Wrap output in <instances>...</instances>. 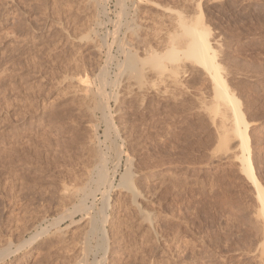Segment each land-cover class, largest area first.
<instances>
[{"label": "rangeland", "instance_id": "1", "mask_svg": "<svg viewBox=\"0 0 264 264\" xmlns=\"http://www.w3.org/2000/svg\"><path fill=\"white\" fill-rule=\"evenodd\" d=\"M99 1L94 12L83 5L85 0H0V253L11 254L0 264H264V225L255 188L241 171L239 141L233 138L228 150L220 151L217 129L196 100L201 95L210 102L214 95L205 72L190 67L174 75L183 88L167 81L172 77L166 73L170 77L161 88L173 97L157 90L137 92L133 99L120 98L118 107L111 99L110 111L121 135L111 144L116 134L106 141L99 101L92 99L94 106L79 86V79L86 78L96 94L103 70L109 71V80L120 79L116 69L125 57L119 41H126L127 49L136 47L142 56L147 39L156 51L162 40L167 44V34L177 32L178 14L192 23L199 20L209 30L218 61L242 103L255 173L264 187V0ZM139 15L150 21L142 16L140 21ZM128 21L153 28L142 29L146 39L141 44L140 36L141 46L128 32ZM120 86H107L106 91L125 94L126 85ZM92 105L96 111L89 110ZM159 121L166 125L163 130L158 129ZM121 144L124 150H119ZM91 147L108 154L111 177L117 152L124 154L120 172L130 157L141 193L138 203L151 221L131 203L127 191L115 187L120 174L109 206L101 192L86 200L88 213L74 208L81 193L69 203L66 189L87 186L85 176L96 163L89 153L97 150ZM103 212L107 221L101 233L93 235L90 219ZM36 233L40 237L31 244Z\"/></svg>", "mask_w": 264, "mask_h": 264}, {"label": "bare ground", "instance_id": "2", "mask_svg": "<svg viewBox=\"0 0 264 264\" xmlns=\"http://www.w3.org/2000/svg\"><path fill=\"white\" fill-rule=\"evenodd\" d=\"M83 1V0H82ZM102 1V0H101ZM104 2V1H103ZM106 2V0H105ZM118 3V1H116ZM80 3V2H79ZM84 3H86V6H88L87 8H93L94 12H95V9L97 10L101 5H100V1L99 0H85V2H83V5ZM122 3V2H121ZM81 4V3H80ZM139 4V3H137ZM118 5V4H117ZM160 6V4H158ZM157 5L158 8H162L163 6L161 5L160 7ZM136 6V5H135ZM143 6V5H142ZM155 6V5H154ZM81 7V6H80ZM104 7H106V5H104ZM85 8V7H84ZM103 8V6H102ZM129 8V7H128ZM136 8H140V7H136ZM157 8V9H158ZM160 8V9H161ZM83 9V8H82ZM87 9V11L89 10ZM132 9V8H131ZM135 9V8H134ZM137 9V11H138ZM164 10V8H162ZM81 10V9H80ZM92 10V12H93ZM102 10H105L106 12V9L103 8ZM123 10V9H122ZM126 10V9H125ZM141 10V8H140ZM146 9H144L145 11ZM149 10V9H148ZM163 10V11H164ZM168 10V9H167ZM82 11V10H81ZM130 11V9H129ZM135 12V14L138 12ZM150 11V10H149ZM159 11V10H158ZM157 11V13H159ZM162 11V10H161ZM171 11V10H170ZM169 11V12H170ZM93 12V13H94ZM99 12V11H98ZM97 12V13H98ZM155 12V11H154ZM166 12V11H164ZM163 12V13H164ZM196 12V11H195ZM89 13V11H88ZM124 13V12H123ZM145 13V12H143ZM152 13V12H151ZM161 13V14H163ZM95 14V13H94ZM142 14V13H141ZM160 14V17L163 19V18H166L168 20V15L165 16V17H162V15ZM91 12H90V17H91ZM128 16V14H126ZM130 15V14H129ZM143 15V14H142ZM142 15H139L140 17V21H141V16ZM145 15V14H144ZM159 15V14H158ZM158 15H157V19H158ZM165 14H163L164 16ZM195 15V13H194ZM94 16V15H93ZM99 17L98 14L95 15V17ZM125 16V15H124ZM134 16V14L132 15ZM146 16V15H145ZM144 16V17H145ZM77 17V16H76ZM96 17V18H97ZM151 17V16H150ZM149 17V18H150ZM159 17V18H160ZM178 23H176L174 20V22L178 25L175 24V26H178L177 28V32L175 34L174 33H170V36L169 37V34H167V37L166 38H169V40H167V44H164V42L166 43V41L163 42V44L160 42V51H156V48L153 50V47L151 49L150 47V41L147 39V41L149 42L148 43H145L149 49L147 48V46L145 47V45L143 44L144 43V40H143V37L145 38L146 36H144L145 34V31H147L149 29V27L147 26V30H145V28L143 29L139 24L140 21L136 24V23H133L132 21H128V22H131L129 24H127V28H128V32L130 31L132 33V35H135L137 38V43L138 41L139 42V45L140 43L143 44V51H142V56H139V51H134V49L136 47H129L128 49L124 47V42L126 41H123V44H122V41H119L118 43L121 42V48L120 50H122L121 52L124 54V57H125V60H122L123 62H120L118 64V69H116L118 72L120 71V73H118L119 75V78L120 79H116L114 78V80H109V76H108V72L107 70H103L101 75H100V87L98 88V91L96 94H94L93 92H91L92 90V87L90 86V82H89V85H87L88 82H86V76H84V80L81 78L79 79V86H81V90L84 94H85V97L89 100H92V99H97L99 101V103L96 105L97 106V111H101L102 112V115H103V119L104 120V124H105V131H104V136L106 138V141H108L111 137V134L114 133L116 134V136H114V140H111L110 141V144L111 142L114 143L116 142V138H119L121 135L119 134V129L116 125V122L114 121V117H113V113H111L112 111H110V103L109 101L111 99L114 100V103L115 105H119L121 102H120V98L122 97H126V98H132V97H138L137 96V92H141L145 94V92L147 91H150V90H157L160 92V94H164L165 96L167 94H169V90H164L162 89L161 87L164 86L165 84V81L167 80H173L172 82L175 83L177 86L180 85V87H182L181 83H180V80H179V77H178V80H175L177 78H173L174 75H177L180 73V72H186L189 70L190 67L194 68V69H198V70H202L203 72H205L204 74H206L208 76V78L210 79V82L212 84V89H213V92H214V95L213 97H210L212 98L210 102H208V98L206 99V97H200L199 98L197 97V101L200 103V110L202 109V111L204 112H207V115H208V118H209V121L210 123L212 124V126L214 128L217 129V133H218V143H219V150L220 151H225V150H228V147H229V144H230V141L234 138V139H237L239 141V149L241 151V154H240V157L239 158V161L241 162L242 166H241V171L247 176V179L249 181V183L255 188V191H256V194H257V198H258V202H259V215L261 217V221L264 225V187L261 185L256 173H255V168H254V164H253V161H252V149H251V144H250V137H249V127H250V124L247 122L246 120V116H245V112L243 111V107H242V103L241 101L239 100V98L237 97V95L235 94V89L232 90L231 87H230V84L228 82V79L226 77L227 74H225L223 71H224V68L222 67V65L219 63L218 61V50L216 49V47L214 46V44L211 42V40L209 39V36H210V32L209 30L201 23H199V20L196 21V22H189V20L185 19L184 17H182V15H179L178 14ZM93 18V17H92ZM106 18L108 19L107 15H106ZM126 18V17H125ZM133 18V17H132ZM138 18V15L136 17L135 15V19ZM154 18V17H153ZM170 16H169V20H170ZM176 18V16H175ZM175 18H172V19H175ZM190 18V16H189ZM100 19V18H99ZM131 19V18H130ZM142 19H143V16H142ZM146 19V18H145ZM143 19V20H145ZM160 19V20H162ZM165 19V22H167ZM192 19V18H191ZM190 19V21H191ZM194 19V18H193ZM192 19V21H193ZM81 20V19H80ZM90 20V19H89ZM94 20V19H93ZM92 20V21H93ZM111 20V19H110ZM132 20V19H131ZM134 20V19H133ZM148 21V17L146 19ZM145 20V21H146ZM159 20V21H160ZM168 20V21H169ZM84 21V20H83ZM92 21H91V24H92ZM100 21V20H99ZM113 21V20H111ZM116 21V20H115ZM114 21V22H115ZM136 21V20H135ZM150 21V20H149ZM148 21V22H149ZM159 21L157 24H159ZM164 21V20H163ZM177 21V20H176ZM108 22H110L108 20ZM127 22V23H128ZM137 22V21H136ZM144 22V21H143ZM155 22V21H153ZM94 23V22H93ZM99 23V22H98ZM113 23V22H112ZM111 23V24H112ZM126 23V22H125ZM173 22H171L172 24ZM95 24H97L95 22ZM101 24V23H99ZM114 24V23H113ZM151 24V23H150ZM156 24V23H155ZM161 24V23H160ZM103 25V24H102ZM123 25L124 22H123ZM122 25V27H123ZM163 22H162V26H163ZM100 27V25H98ZM151 26L154 27V25L152 24ZM157 26V25H156ZM161 25L159 26L158 25V29L160 27H162ZM165 26H166V23H165ZM174 26V27H175ZM92 26H90L91 28ZM121 27V28H122ZM167 27V26H166ZM169 27V26H168ZM167 27V28H168ZM171 27L173 28V26L171 25ZM114 28V27H113ZM112 28V30H113ZM170 28V29H172ZM94 29L96 28H93L92 30L94 31ZM116 29V27H115ZM126 29V28H125ZM142 29L145 30L143 31L144 34H141L142 32ZM153 29V28H152ZM151 29V30H152ZM157 29V30H158ZM161 29V28H160ZM127 30V29H126ZM150 30V29H149ZM150 30V31H151ZM154 30L155 27H154ZM163 30V29H162ZM161 30V34H162V31ZM167 29L165 28L164 31H166ZM169 30V29H168ZM173 30V31H174ZM125 31V30H124ZM171 31V30H169ZM168 31V33H169ZM127 32V31H126ZM129 32V33H130ZM154 32V31H153ZM152 32V33H153ZM97 33V32H95ZM109 33V31H108ZM128 33V34H129ZM130 33V34H131ZM118 34V33H117ZM124 34V32H123ZM127 34V35H128ZM156 34H159L156 32ZM161 34H159L158 36H160ZM174 34L176 36H174ZM107 35V34H106ZM105 35V36H106ZM109 35V34H108ZM142 35V36H141ZM153 35V34H152ZM104 36V37H105ZM112 36V34L110 35ZM118 36V35H117ZM131 37V35H129ZM142 37V41L140 40V38ZM162 36V35H161ZM166 36V35H164ZM175 39H174V37ZM98 37V36H97ZM103 39L105 40L107 38H104ZM151 37V36H149ZM155 37V36H154ZM180 37V38H179ZM99 38V37H98ZM126 37L124 36V40H130V38L127 36V38L129 39H125ZM148 38V36H147ZM157 38V37H156ZM155 38V39H156ZM160 38V37H159ZM108 39V38H107ZM106 39V40H107ZM118 39V38H117ZM120 39V38H119ZM121 39L123 40V38L121 37ZM120 39V40H121ZM146 39V38H145ZM154 39V38H153ZM163 39L162 37L160 38V40ZM116 40V38H115ZM131 40H132V37H131ZM130 40V41H131ZM152 40V39H151ZM128 41V42H130ZM134 41V39L132 40ZM146 41V42H147ZM155 41V40H154ZM104 42V41H103ZM106 42V41H105ZM104 42V43H105ZM135 42V41H134ZM152 42V41H151ZM103 43V44H104ZM117 43V44H118ZM127 43V42H126ZM135 42V45L133 46H137V44ZM108 44V43H107ZM110 44V43H109ZM116 44V43H115ZM130 44L132 45V43L130 42ZM155 44V43H154ZM158 46H159V43L157 42ZM161 44L162 45H166V47L163 46V48L161 47ZM114 45V44H113ZM129 44H127L128 46ZM129 45V46H131ZM138 45V47H139ZM120 46V45H118ZM141 46V45H140ZM152 46V45H151ZM137 47V49L139 50V48ZM155 47V46H154ZM110 49V47H108ZM117 47V51L119 49ZM141 49V48H140ZM100 51V50H99ZM141 51V50H140ZM120 55V54H119ZM108 57V56H107ZM112 57V56H111ZM117 57V56H116ZM115 57V58H116ZM120 59V58H119ZM111 60V59H110ZM80 61V60H79ZM116 61H119V60H116ZM107 62V61H106ZM109 62H112L109 61ZM109 62H108V65H109ZM86 63V62H85ZM87 66V65H86ZM105 66H107V63L105 64ZM108 67V66H107ZM107 67L105 69H107ZM78 68V67H77ZM76 68V69H77ZM81 68V67H80ZM79 69V68H78ZM83 70V69H82ZM86 70V69H85ZM84 70V71H85ZM110 70V69H109ZM75 71V70H74ZM79 71V70H78ZM76 74H78L77 72H75ZM166 73H169L171 74L170 76L172 77L171 79H166L167 78V75L168 77L169 74H166ZM83 74V73H82ZM86 74V73H85ZM166 74V76H165ZM183 74V73H182ZM79 75V74H78ZM205 75V76H206ZM88 77V76H87ZM94 77V76H93ZM99 76H97L96 78H98ZM166 77V78H165ZM122 78V80H121ZM111 79V78H110ZM166 79V80H165ZM90 81V80H89ZM166 81V82H167ZM98 82V81H97ZM171 82V83H172ZM74 83V82H73ZM78 83V82H77ZM117 83H119V87L121 88V83L126 85V88L124 90L125 94L123 93L122 95L120 93H114L112 95V93L110 92H107L106 91V87L107 86H114L116 87L117 86ZM170 83V84H171ZM71 84V83H70ZM75 84V83H74ZM73 84V85H74ZM94 84V83H93ZM98 84V83H97ZM116 84V85H115ZM167 84V83H166ZM72 85V86H73ZM76 86L78 84H75ZM90 86V87H89ZM95 86V84H94ZM124 87V86H123ZM184 87V85H183ZM182 87V88H183ZM186 87V86H185ZM163 90H161V89ZM97 89V88H96ZM114 89V88H113ZM74 90H77L76 88ZM116 90V89H115ZM156 91V92H157ZM171 91V90H170ZM92 93V94H91ZM171 93V92H170ZM11 94V93H10ZM67 94V92H66ZM79 94V93H78ZM83 94V96H84ZM94 94V96H93ZM148 94V93H146ZM145 94V95H146ZM158 94V97H159V93L157 92ZM77 95V94H76ZM143 96V94H141ZM140 95V96H141ZM161 95H160V98H161ZM170 96H172L171 94H169ZM79 96V95H78ZM82 96V95H81ZM168 96V95H167ZM166 96V97H167ZM10 97V96H9ZM80 97V96H79ZM146 97V96H145ZM164 97V96H163ZM173 97V96H172ZM209 97V96H208ZM144 98V97H143ZM169 98V96H168ZM12 99V98H11ZM79 99V98H78ZM82 99V98H81ZM133 99V98H132ZM131 99V100H132ZM142 99V98H141ZM161 99H167V98H161ZM77 100V99H76ZM135 100V99H134ZM139 100H140V97H139ZM146 100V99H145ZM94 101V100H92ZM91 101V103H92ZM97 101V102H98ZM142 101V100H141ZM144 101V100H143ZM165 101V100H164ZM8 102V101H7ZM16 103V102H15ZM94 106H95V101L93 102ZM122 104V103H121ZM144 104V103H142ZM92 105V106H93ZM94 106L92 108H89V110H93V111H96V109H93ZM15 107V106H14ZM118 107V106H117ZM24 108V107H23ZM86 109V108H85ZM158 109V108H157ZM156 109V110H157ZM17 110V109H16ZM88 110V111H89ZM113 110V109H112ZM8 111V110H7ZM86 111V110H85ZM87 111V112H88ZM93 111H89L90 113L93 114ZM14 112V111H12ZM100 112V113H101ZM118 112V111H117ZM58 113V111H57ZM161 113V112H160ZM17 114V113H16ZM89 115V113H87ZM86 114V115H87ZM95 114V113H94ZM118 113H116V115H118ZM163 114V113H162ZM8 115V114H7ZM54 115V114H53ZM67 115V114H66ZM56 116V115H55ZM70 116V115H69ZM91 116V115H90ZM96 116V115H95ZM93 117V115H92ZM8 118V117H7ZM166 118V116L164 117ZM54 119V118H53ZM69 119V118H68ZM94 119V117H93ZM92 119V120H93ZM161 119V118H160ZM78 120V119H77ZM96 120V118L94 119ZM154 120V119H151V121ZM97 121V120H96ZM101 121V120H100ZM157 121V120H156ZM165 121V120H164ZM164 121H159L158 123V129L160 130H163V126H166L164 125ZM93 122V121H92ZM99 122V121H98ZM95 123V122H94ZM93 123V124H94ZM97 123V122H96ZM80 124V123H79ZM103 124V123H102ZM103 124V125H104ZM149 124V123H148ZM156 124V123H155ZM97 125V124H96ZM147 125V124H146ZM99 126V125H98ZM98 126H95L94 124V127H98ZM93 127V126H92ZM93 127V128H94ZM154 127V126H153ZM162 128V129H161ZM167 128V127H166ZM62 129V128H61ZM66 129V128H65ZM100 129V128H99ZM79 130V129H78ZM91 130V129H90ZM95 130V128L93 129ZM157 130V128H156ZM159 130V132H160ZM98 131V130H97ZM147 131V130H146ZM164 131H165V128H164ZM167 131V130H166ZM75 132V131H74ZM85 132V131H84ZM156 132V131H155ZM163 133V132H162ZM71 134V133H70ZM91 134V133H90ZM151 134V133H150ZM152 134H155V133H152ZM151 134V135H152ZM159 134V133H157ZM92 135V134H91ZM94 135H95V132H94ZM162 135V134H161ZM163 135L165 136V134L163 133ZM162 135V136H163ZM75 136V135H74ZM158 136V135H157ZM160 136V134H159ZM91 137V136H90ZM94 137V136H92ZM163 138V137H162ZM81 139V138H80ZM89 139V138H88ZM95 139V138H94ZM160 139V138H159ZM165 139V138H164ZM59 140V139H58ZM70 140V139H69ZM72 140V139H71ZM74 140V139H73ZM72 140V141H73ZM99 143V140L96 136V139ZM76 141V140H75ZM90 141V140H89ZM122 141V140H120ZM94 142V141H93ZM109 142V141H108ZM123 142V141H122ZM70 143V142H69ZM90 143V142H89ZM117 143V142H116ZM119 143V142H118ZM165 143V142H164ZM163 143V144H164ZM167 143V142H166ZM72 144V143H71ZM86 144V143H85ZM92 144V143H91ZM97 144V143H96ZM124 144V143H123ZM123 144H121L119 147V150L122 148L123 149ZM162 144V145H163ZM74 145V144H73ZM77 145V144H76ZM89 145V144H88ZM98 145V144H97ZM97 145H94V146H97ZM116 145V144H115ZM92 146V145H91ZM93 146V147H94ZM114 146V144H113ZM117 146H119L117 144ZM116 146V147H117ZM77 147V146H76ZM86 147V146H85ZM88 148V147H86ZM92 148V147H91ZM97 148V147H96ZM96 148H92V149H96ZM115 148V147H114ZM118 148V147H117ZM84 149V148H82ZM91 149V150H92ZM99 149V148H98ZM96 149L97 151H95V153H89L90 155H94L93 157H96L94 159L96 163H94V168L92 169L91 171H89L87 174L88 176L86 175L85 178L87 177V181H85V185L87 186H82L81 188H76V189H66V194L68 196V201L69 203L71 204H74L73 202H75V200L78 198L79 194L81 193V195L79 196V203L78 205L74 204V208L76 209L78 207V211L80 212V210H83L84 213H88L89 211V208L86 207V200L88 199V197H90L91 195H94L95 192H101L102 196H103V201H105V204H107L109 206V200H110V193L113 190L114 188V183H115V179L117 177L118 174H120V179H119V183L117 186H115L116 188L119 187V189H124L125 191L128 192V195L131 199V203L136 206V208H138L140 211H141V207H140V204L138 203L139 199L141 198V193L136 185V182L134 180V172H133V162L132 160L129 158H125L126 163L125 164V171L124 172H120V169H122L123 167V163H122V156L124 155L123 152L121 151H118L117 154H118V162L116 160V168H115V171L112 172L113 176L111 177L110 175V172L107 168V164H108V161L110 159H108V154L106 153H103V152H99V150ZM107 149H108V146H107ZM112 148L110 147V150ZM92 150V151H94ZM117 151V149H115ZM115 150H112V151H115ZM124 150V149H123ZM85 151V150H84ZM88 150L86 149V152ZM100 151H102L100 149ZM115 151V152H116ZM76 152V151H75ZM78 152V151H77ZM76 152V153H77ZM91 152V151H90ZM59 153V152H58ZM83 155V153H82ZM88 155L86 154V156L84 157H87ZM110 157H112L111 155H109ZM128 156V155H127ZM126 156V157H127ZM92 157V156H91ZM109 157V158H110ZM82 159V158H81ZM80 159V161H81ZM86 159V158H85ZM83 160V159H82ZM88 160V158H87ZM86 160V161H87ZM93 160V159H92ZM90 161V160H89ZM87 161V162H89ZM85 162V161H84ZM91 163H93L91 161ZM85 166V165H84ZM90 166V165H89ZM92 166V165H91ZM86 167V166H85ZM88 167V166H87ZM68 177V176H67ZM78 179V178H77ZM71 180V178H70ZM73 181V180H72ZM70 181V182H72ZM75 181V180H74ZM80 181V180H79ZM84 181V180H83ZM76 182V181H75ZM82 181H80L79 183H81ZM75 184V183H74ZM82 184V183H81ZM79 184V185H81ZM74 186V185H73ZM78 186V185H77ZM76 187V186H75ZM115 188V189H116ZM118 190V189H117ZM64 192V193H65ZM96 195V194H95ZM91 208V207H90ZM94 210V209H93ZM76 211V210H75ZM92 211V210H91ZM97 213V212H96ZM141 213L144 214V212L141 211ZM91 214V213H90ZM90 216V215H89ZM88 216V217H89ZM144 218L146 220H150V216L144 214L143 215ZM88 217H87V220H88ZM90 217H93L90 216ZM89 217V218H90ZM107 221V216H106V213L103 212L101 215H97L95 217H93L92 219H90V225L89 228L91 227V231L92 234L94 235L93 232L97 231V230H100V226L101 225H104ZM102 227V226H101ZM90 230V229H89ZM89 232V234H90ZM98 232V231H97ZM101 233V230L99 231ZM39 233V232H38ZM45 233V232H44ZM91 234V236H93ZM34 236L30 239V243L33 244L35 243V240L37 239V237L39 236L37 233L36 235L33 234ZM87 235V234H85ZM102 235V234H101ZM106 235V234H105ZM90 236V235H89ZM97 236V234H96ZM40 237V236H39ZM38 237V238H39ZM94 237V236H93ZM98 237V236H97ZM85 238H87V240L89 239L87 236H85ZM92 238V237H91ZM102 238V236H101ZM94 239V238H93ZM98 239V238H97ZM96 239V241H97ZM91 240V239H90ZM101 240V239H100ZM105 240V236L103 237V241ZM88 242H90L88 240ZM102 242V241H101ZM87 243V242H85ZM91 243V242H90ZM103 243V242H102ZM89 245V243H88ZM101 245V243H100ZM91 246V245H89ZM89 246L87 247V244H86V247L84 249V252L87 251V249L89 248ZM109 246V245H108ZM92 247V246H91ZM90 247V248H91ZM99 247V246H98ZM102 247V245L100 246ZM99 247V248H100ZM87 248V249H86ZM103 248V247H102ZM86 249V251H85ZM96 249V248H95ZM105 249V248H104ZM110 249V248H109ZM108 249V250H109ZM84 252L82 254H84ZM88 252V251H87ZM86 252V253H87ZM91 252V250H90ZM109 252V251H108ZM107 254V253H106ZM11 256V254L8 252H4V253H0V262L3 263V261H6L7 258H9ZM85 256V255H83ZM82 257V256H81ZM89 257V256H88ZM87 258V257H86ZM86 258L84 259V257L82 258L83 260H86ZM81 259V258H80ZM105 260V259H104ZM106 261V260H105ZM79 264V262H78ZM81 264V263H80Z\"/></svg>", "mask_w": 264, "mask_h": 264}]
</instances>
